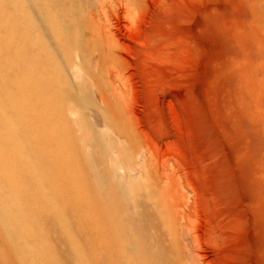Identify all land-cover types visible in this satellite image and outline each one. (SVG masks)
Here are the masks:
<instances>
[{
    "label": "rangeland",
    "instance_id": "rangeland-1",
    "mask_svg": "<svg viewBox=\"0 0 264 264\" xmlns=\"http://www.w3.org/2000/svg\"><path fill=\"white\" fill-rule=\"evenodd\" d=\"M10 1L0 0L3 11L57 72L41 80L60 93L70 149L90 160L102 189L130 200L133 220L127 213L117 221L132 223L165 264H264V0H48L46 11L41 1ZM2 33L0 73L12 82L14 66L5 64L14 49L1 53ZM2 102L0 118L9 120ZM1 177L0 203L14 212ZM64 213L61 225L52 211L41 215V259L26 255L22 264H85L77 246L88 229ZM6 219L0 212L19 263ZM36 241L26 238L25 247L37 249ZM126 241L120 252L139 264ZM92 242L95 263L107 256L113 264L116 255Z\"/></svg>",
    "mask_w": 264,
    "mask_h": 264
},
{
    "label": "bare ground",
    "instance_id": "bare-ground-1",
    "mask_svg": "<svg viewBox=\"0 0 264 264\" xmlns=\"http://www.w3.org/2000/svg\"><path fill=\"white\" fill-rule=\"evenodd\" d=\"M11 1V6L15 8L21 4L19 0ZM35 1L37 3L41 1L46 11L48 0ZM7 2L3 3L9 6ZM4 4L1 2L2 6L0 5V28L4 31L1 37L7 39L2 46L1 53L9 55L10 48H12L15 58L6 61L5 64L6 67H9L8 64L14 66V80L6 82L5 77L0 73V103L3 98L2 103L8 108L7 117H10L9 120L4 117L0 118V170L2 171L1 178L9 187L8 203L10 207L14 206L15 210L13 209L14 212L9 210L6 213L0 203V212L4 218H7L6 225L3 227L8 232L10 231L9 239L14 244L17 258L20 261L18 263L12 258L0 229V264H22V260L26 259L24 256L39 255L43 252L44 239H40V235L34 228L37 227L40 218L47 215L44 214L46 210L53 212L60 225L64 224V219L67 217L63 219L64 211L72 215L73 213L78 214L83 219L81 221L85 222L88 236L87 240L83 241L84 245L81 244L82 247L78 242L77 249L85 264H96L95 260L99 252L90 250L94 239H99L105 245L106 250L103 253H110L109 257L111 254L116 255L115 261L113 260L115 264H129V261H126L128 257L125 260L124 254L119 250L120 245L126 241L122 238L125 232L131 236L128 238L130 239L128 248L138 252L139 264H165L162 257L154 251L150 253L149 249L143 246L136 227L130 225L132 223H129L128 227L118 222L121 214H124L123 216L129 214L130 219L133 220L128 210L130 200L126 196L118 195L114 190L102 189L100 184L91 178L90 160L82 158L76 145L73 151L70 149L73 144V142L70 143L72 139L66 140L64 137L66 133L63 134L61 130H64L60 127L59 118L62 115L60 113L63 112L62 106L60 108L57 103L60 93L56 92L57 88L53 80L48 83L50 91L47 90L49 85L46 84L47 87H44L45 84L41 80L44 74H54L56 70L50 61L38 56L43 48L32 44L27 31H23L26 29L16 26L14 14L12 17L9 12L7 14L3 11ZM38 63L43 66V70L39 68L42 73L36 68ZM9 87L12 89L10 90ZM48 131H50V137L47 135ZM26 147L33 150V154L30 153L32 157L27 156L23 151ZM76 190L84 192L82 198L80 197L82 195L75 194ZM25 196L28 200L23 201L22 198ZM0 198L7 202V198L1 193ZM26 238H35L37 241L34 246L37 249L32 250L25 247ZM74 243L77 245L76 242ZM128 243L126 241L125 245ZM148 253L151 256L152 253L155 254V262H148ZM39 256L38 258L41 259ZM103 259L101 262L104 264L109 260L104 259V261ZM42 261L44 264L52 263L48 260Z\"/></svg>",
    "mask_w": 264,
    "mask_h": 264
}]
</instances>
